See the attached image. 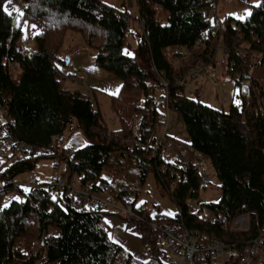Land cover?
I'll list each match as a JSON object with an SVG mask.
<instances>
[{
    "label": "trees",
    "instance_id": "trees-1",
    "mask_svg": "<svg viewBox=\"0 0 264 264\" xmlns=\"http://www.w3.org/2000/svg\"><path fill=\"white\" fill-rule=\"evenodd\" d=\"M15 1L24 4L19 10L23 15L18 11L8 15L3 8L7 5L12 12L14 0L11 4L0 0V108L7 109L10 121L5 127L15 137L42 146L53 142L55 135L60 144L68 124L76 120L87 142L77 146L75 161L64 162L68 170H77L81 182L92 180L95 190L117 202L146 208L135 201L152 173L161 192L177 204L170 219L163 214L165 221H181L191 230L227 240L250 238L260 231L264 217V0L254 3L244 17L223 18L209 15L217 0H136V17L143 27L138 53L147 66L137 53L125 50L131 21L136 18L128 7L110 0ZM28 19L39 28L30 36V44L23 29ZM69 30L80 31L96 50L95 62L121 78L119 92L111 98L119 127L109 126L90 95L65 85L56 55ZM220 42L238 97L228 108L185 92L189 70L197 61L211 63ZM185 46L197 51L176 68L168 48L182 56L178 48L185 51ZM253 55L261 78L254 74L253 82L243 83L251 71L247 60ZM158 86L164 90L157 96ZM170 109L185 121L190 140L165 133V142L163 134H155L158 122L165 121L167 127ZM167 146L180 151L181 158L168 156ZM196 152L212 161L221 195L208 204L228 223L222 218L209 220L188 206L195 199L205 202L199 191L207 185L200 182ZM42 156L55 154H32L7 162L0 179L14 178ZM15 186L0 191V264H165L166 247L158 233L139 228L150 255L144 261L110 237L105 219L110 211L76 209L68 194H54L45 186L26 193L24 204L16 199L4 202ZM154 210L146 211L150 218L158 211ZM244 215L248 227L233 226Z\"/></svg>",
    "mask_w": 264,
    "mask_h": 264
},
{
    "label": "rangeland",
    "instance_id": "rangeland-1",
    "mask_svg": "<svg viewBox=\"0 0 264 264\" xmlns=\"http://www.w3.org/2000/svg\"><path fill=\"white\" fill-rule=\"evenodd\" d=\"M111 1H113L114 3L117 1V4L121 7H128L133 13L134 17L139 14L138 7L135 2L131 4L129 3V0ZM258 1L259 0H218L217 15L222 18L226 15L244 17L251 11L252 5L254 3H257ZM13 4V9L17 11V9L20 8V4L15 0ZM34 26V22H32V20L30 19H28L23 26L25 34L29 35L27 40L31 41L30 36L32 37L33 34L39 29L37 27L35 28ZM130 26L132 31L128 35L127 42L125 44V50L132 54L137 53V59L140 62L142 61V64L144 66H147V63L143 61V57H141L140 53H138V37L143 32L142 22L138 19V17H136L135 19H132ZM198 45L199 44H196V46ZM34 46L35 43H32V47ZM223 46L224 44L222 42L218 44V50L216 51L214 60L211 63L207 64L200 63L199 61H197V65L193 68L203 67V69H199L191 75H189L188 72L187 80L185 82V92L188 95L193 96L195 98H200L206 103H209L213 106L228 108L231 101L233 99L237 100L238 97L235 95V91H237V89H235L236 85L234 84L233 76H231L227 72L228 67L230 66V62L223 52ZM186 49L187 54L185 56L178 57L173 54L172 47L168 48L169 58L172 59V64L176 68L181 66L184 61L189 60L193 53L197 51H191L187 47ZM95 53L96 50L93 47L89 46L87 42H85L84 37L80 31L69 30L65 36L63 44L57 51L56 63L62 74L61 76L63 77L65 85L75 89H81L85 93L90 95L93 99L94 104L98 105L101 108L103 116L107 120L109 126L111 128H117L120 126V119L118 117L117 112L112 107L111 98L114 93L117 94L119 92H117V88H120L122 80L115 73L96 63ZM253 59L254 55L247 60L249 66L252 65ZM207 69L209 70V72L207 71ZM89 78H97L102 80V82L100 85H97V88L93 89L94 87L89 85ZM249 82H253V78L246 76L243 79V83ZM108 87H110L111 89H108ZM163 90L164 88L162 86H158L155 90V94L158 96ZM168 115L169 121L167 127H165V121L158 122L155 128V134H158L160 136L162 134L168 133L177 136L178 138H181L183 140H190V135L185 121L178 116L176 111L172 109L169 110ZM6 119V117L0 114V121H6ZM56 142L58 143L57 140ZM86 142L87 139L81 129L78 127L76 120L68 124L64 132V137L60 140V144L64 146L70 145L72 143H75L77 146H79L83 145ZM165 142L168 141L165 140ZM63 153H65V151ZM55 158L56 157L42 156L32 168L20 172L17 176L12 179H5L13 180H10L9 182H24L28 178L35 176L40 180H48L53 175L59 173L61 170L66 172V170H68V167L66 166L67 163H61L60 167H56L54 165ZM205 159V167H208V170L211 173V183L206 187L201 188L199 191V195L200 199L205 201L204 205L210 206L208 202L217 200L221 195V189L218 185V177L216 175L211 159L208 157H205ZM63 160L67 161L68 158H65ZM10 161L11 158H9L6 154L0 153V170L3 169L7 162ZM108 176L111 177L112 172L109 173ZM99 193L102 194L101 196L106 195L101 191ZM130 199H135L134 194L130 196ZM3 201L5 202V198ZM192 202L199 203L200 200L195 199ZM135 204H142L146 208H141L139 206L134 207L136 209V214L127 218V220L134 222L138 226V228H145L153 233H158V229L157 226L153 225L154 222L150 221V219H153L156 216H162L164 214V219L168 220L171 216L176 213L177 210L176 202L170 196L161 192L152 173L148 176L142 191L139 192ZM191 205L192 204H189L188 206L190 208H194V206ZM154 208H156L158 211H156L157 213L154 214L152 218H150L147 215L146 211L148 209L154 210ZM93 209H105L110 211V213L112 214L116 213L115 210L108 207ZM143 209L146 210L143 211ZM116 216L121 219H126L121 217L119 214H116ZM235 225H237L236 227H238V229L240 230H243L241 228H247L249 225L248 217L244 215L240 219V221L237 220L236 224H233V226ZM177 251L179 250H176L175 253ZM169 253H173V249L167 246L165 248V254L168 255ZM161 257L164 258L163 253L161 254Z\"/></svg>",
    "mask_w": 264,
    "mask_h": 264
},
{
    "label": "built area",
    "instance_id": "built-area-1",
    "mask_svg": "<svg viewBox=\"0 0 264 264\" xmlns=\"http://www.w3.org/2000/svg\"><path fill=\"white\" fill-rule=\"evenodd\" d=\"M217 2L218 0L211 7L209 12L210 16H212V14L217 15ZM19 4V10L23 9L24 4L21 1ZM15 12L16 11L13 10L12 14ZM27 44H30V40H27ZM178 50L182 56L187 54V50L182 51L181 47L178 48ZM241 50L245 52L244 49ZM172 51L174 54L175 50L172 49ZM250 68L251 71L248 77L254 79V74L258 77L261 76L256 56H254ZM199 69H203V67L190 69L189 75L194 74ZM207 71L209 72L208 69ZM183 80H185V78L179 79V82H182ZM164 82L165 84H168L166 78H164ZM0 114L7 118L6 121H0V153L6 154L11 158V161H20L32 154L39 153L55 154L56 158L54 165L56 167H60L61 163H64L63 159L65 158L75 161L73 157L77 149L75 143L67 146L59 145V142H56V136L54 135V140L50 144L36 146L26 139L15 137L11 131L5 127L7 122L10 121L9 113L6 108H0ZM164 136L165 134L161 136V140L163 141H165ZM190 148L193 149L191 146ZM64 151L65 153H63ZM165 153L170 157L181 158L180 151L174 150L171 146L166 147ZM60 154L63 155V157H60ZM195 161L199 168L200 182L203 185L210 184L211 173L208 170V167H205L206 161L203 154L196 152ZM80 177V174L74 169L66 170V172L61 170L48 180H40L35 176L28 178L24 182H9L11 179H0V191L11 184H16L14 189L7 194L5 200L9 203L16 199L24 203L26 193L37 192L36 188L45 186L54 194H56V192L68 194L70 196V205L76 209L108 207L112 208L115 210L116 214H119L126 219L136 214V209L134 208L135 205L132 202L120 203L112 196H101L102 194L95 191L93 181L83 183L81 182ZM191 204V206H194V208L191 207L192 211L198 210L202 216L209 220L215 221L222 218L225 223H228L226 217L223 216L221 212H217L210 206L196 202H191ZM150 221H153V225L157 226L160 241L164 246H169L173 249V253L165 255L164 261L166 264H264V218L262 227L257 234L250 238L232 240L223 239L213 234L202 232L198 229L191 230L181 225L182 222L172 223L170 221H165L163 215L156 216L153 219H150ZM176 250L179 251L175 253Z\"/></svg>",
    "mask_w": 264,
    "mask_h": 264
},
{
    "label": "crops",
    "instance_id": "crops-1",
    "mask_svg": "<svg viewBox=\"0 0 264 264\" xmlns=\"http://www.w3.org/2000/svg\"><path fill=\"white\" fill-rule=\"evenodd\" d=\"M110 2L114 3L111 0ZM134 2L137 5L136 0H129V3L131 4ZM114 4H117V1ZM88 82L90 86L97 88V85H100L102 80L97 78H89ZM108 89L111 88L108 87ZM118 91L119 88H117V92ZM105 219L109 226V235L113 240L124 245L136 257L144 261H148L150 259L149 251L147 250L141 237L139 236L140 230L134 222H131L127 219H121L112 213H108L107 215H105Z\"/></svg>",
    "mask_w": 264,
    "mask_h": 264
},
{
    "label": "snow or ice",
    "instance_id": "snow-or-ice-1",
    "mask_svg": "<svg viewBox=\"0 0 264 264\" xmlns=\"http://www.w3.org/2000/svg\"><path fill=\"white\" fill-rule=\"evenodd\" d=\"M12 0H8V3L11 4ZM4 12L7 13L8 15H12V12L9 11V8L7 7V5L4 6L3 8ZM17 11L19 12V9H17ZM19 15H23L22 12H19Z\"/></svg>",
    "mask_w": 264,
    "mask_h": 264
},
{
    "label": "water",
    "instance_id": "water-1",
    "mask_svg": "<svg viewBox=\"0 0 264 264\" xmlns=\"http://www.w3.org/2000/svg\"><path fill=\"white\" fill-rule=\"evenodd\" d=\"M61 138H63V136Z\"/></svg>",
    "mask_w": 264,
    "mask_h": 264
}]
</instances>
